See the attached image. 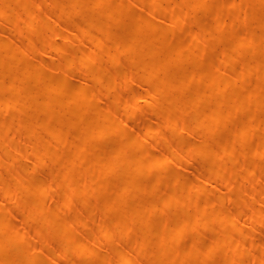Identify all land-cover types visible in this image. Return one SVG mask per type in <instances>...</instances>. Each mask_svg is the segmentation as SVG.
<instances>
[{"label":"bare ground","instance_id":"bare-ground-1","mask_svg":"<svg viewBox=\"0 0 264 264\" xmlns=\"http://www.w3.org/2000/svg\"><path fill=\"white\" fill-rule=\"evenodd\" d=\"M162 1L172 2L159 19L164 29L155 23L160 0H0V264H60L66 258L67 264H206L219 252L225 258L214 264H243L247 256L252 264H264L244 235L253 227L244 231L239 220L240 214L264 216L260 191L236 164L255 154L262 159L251 160L249 170H264V110L259 112L264 107V0H253L242 14L231 10L241 0H215L210 6L208 0ZM49 7L54 8L49 14L38 13ZM205 11L213 14L195 17ZM58 14L80 23L68 28ZM171 26L187 33L174 34ZM210 29L220 34L210 35ZM11 32L37 34L17 40ZM224 38L231 42L215 48ZM207 46L212 48L205 53ZM43 53L58 63L49 65ZM134 82H153L152 91L163 92L157 109L167 111L138 124L154 142L150 137L141 145L133 133L105 142L130 129L124 116L114 114ZM92 85L97 92L90 91ZM202 85L223 95L211 102L244 104L234 131L222 139L213 137L214 114L187 115L188 107L206 101ZM100 91L107 97L105 107L98 105ZM130 94L126 108L137 102L136 93ZM3 112L20 116L3 122ZM167 124H174L173 133L180 124L186 131L166 135ZM105 125L112 132L108 138L99 131ZM161 146L167 151L156 153ZM204 156L193 173L206 179L184 186V163ZM45 166L50 170L35 176ZM206 173L224 177L218 200L205 193L211 185ZM230 195L237 207L207 212L206 205L214 207ZM181 208L186 213H173ZM162 211V226L172 224L178 239L152 231L148 220ZM208 229L204 237L202 230ZM132 230L138 234L134 242L128 241ZM57 231L60 245L52 247L49 233ZM31 232L47 235L36 244ZM189 233L192 250L205 239L203 260L185 258L179 242ZM152 246L154 256L163 250L172 255L152 258ZM102 250L101 258H93Z\"/></svg>","mask_w":264,"mask_h":264},{"label":"rangeland","instance_id":"rangeland-1","mask_svg":"<svg viewBox=\"0 0 264 264\" xmlns=\"http://www.w3.org/2000/svg\"><path fill=\"white\" fill-rule=\"evenodd\" d=\"M162 2V11L160 13H158L156 19H155V23L159 25L160 29H164L166 28L165 25H162L159 23V19L160 16L163 14V12L166 9H170L172 8V2L168 1V2H163L162 0H160ZM190 0L189 2L192 3ZM215 0H208L207 1V5L210 6L212 3H214ZM253 2V0H241L236 6H234L231 10L233 13H238V14H242L243 11L245 12L247 10V8L250 6V4ZM54 10L53 7H49L47 9H44L42 11H39L38 13L43 16L46 14H49L50 12H52ZM133 12H139V8H135L132 9ZM33 13V10H30L29 13ZM95 12V11H93ZM257 15H261L263 13L262 10H257L255 12ZM213 13L210 11H205V12H201L198 13L197 15L195 14V17H209L211 16ZM58 17H60V20L62 22H65L66 25L68 26V28H72L74 24L76 23H80V20L77 17H65L61 14H58ZM3 26V22L0 21V28ZM244 28H247V26H235L234 29L237 30H244ZM170 30L174 33V34H179V35H184L187 33V30H183V31H178L176 29L175 26H171ZM37 33H33V34H18V33H14L11 32L10 36H13L15 39L20 40L26 36H34ZM208 34L210 35H215L218 36L220 34V31L217 29H210L208 30ZM231 41L228 38H224L222 41L219 42V44L217 45V47L215 48H219V46L221 47V45H226L228 43H230ZM212 48V46H207L206 49L204 50L205 53H207L210 49ZM126 52L123 53V56H125ZM42 57L46 58V61L49 62V65H54L56 63H58V58L56 57L54 60L49 61L47 59L48 55H45L44 53L41 54ZM122 64H118L117 66L120 67ZM74 69L73 67H69L68 71L72 72ZM72 83H77V79L73 78V80L71 81ZM132 88L130 90L126 89L123 92V99L121 102V109H119L114 116H117L118 119L124 118V123H127L129 126V130L118 134L116 136H112L110 138H108L109 136H111L112 132L111 129L109 128V125H105L103 126V128H100L99 131L104 132V135L106 138H108V141L105 142H110L112 143L113 141H116V139L118 137L123 138L124 135H126L127 133H133L136 135L138 141L141 143V145L143 144L142 142L145 141L146 139L150 138L149 142L152 143L154 142L153 139H155V137H152V135L150 137L147 136V134H145L142 130V132L140 130H138V125L140 123V121L147 117L150 116L153 113L156 112H162L164 113L165 111H167L166 106L164 108L161 109H157L158 105L162 103L161 97H162V93H157L156 90L152 91V85H154L153 82L150 83H146V84H138L135 83L132 84ZM197 86H199L198 84H195ZM97 85H92L90 87V91H92L93 93L97 92ZM202 88L204 89V95H206V101L204 102V104L198 105V106H190L187 108V115H193V116H209L211 114H214L217 117L216 121H213V126L215 130H213V137H216L217 139H222L228 135H230L232 133V131H234L236 124L239 123V120L241 119L242 114L244 113V104H241L240 107H236L232 104H225L223 106L219 105L218 103L215 102H211V99H220L223 98V95L216 92L215 90H206L205 86L202 85ZM130 91H133V93H136V95L134 96L137 100V102L131 106L126 108V104L125 101L131 96ZM145 92L148 94L146 96L145 100H140V98L142 96L145 95ZM3 93V92H2ZM98 97V105L99 106H106L107 105V97L105 95V93L103 91H100L98 94H96ZM155 96V97H154ZM209 101V102H208ZM91 106H89L90 108ZM162 107V106H161ZM139 110V111H137ZM264 110V107L261 108V110H259V112H262ZM200 114V115H199ZM113 115V114H110ZM20 116L19 112H3L2 113V118H3V122L9 120V119H17ZM111 117V116H110ZM105 122V121H104ZM181 126L178 127L176 132H172V128L174 127V124H167V130L165 131L164 134L166 135H170V136H182L183 132L186 131V126L185 124H180ZM16 128V125L12 128V130H14ZM75 131V128L72 127L70 129V134H72ZM172 132V133H171ZM12 135H14L15 139H19L20 138V134L18 132H14ZM99 134H97V136L94 138V140H92L88 146L92 147L93 145L96 144V142L99 139ZM159 137V136H156ZM193 142L198 141V137L194 136L192 138ZM53 144L56 146H59V143L57 141H53ZM147 147V144L144 146V148ZM167 151V147L166 146H161L160 148H158L155 152L159 153L160 151ZM234 154L237 156L239 149L238 147H235L233 150ZM90 156V152H87L85 154V157H89ZM68 157V154H64L61 156L60 161L62 163H64L66 161V158ZM259 159H258V158ZM254 158L261 160L262 158H260L259 156L253 154V155H249L248 158H246L245 160H241V161H236V164L239 166L244 167V175L246 177L252 178L254 179V183H255V187L260 191V202L261 205L264 207V170L263 172L258 170V169H253L252 171L249 170V167L251 165V160H253ZM207 160V157L204 156L203 158H199L196 160H192L189 162H185L184 163V167L186 168V170L188 171V173L186 174V176H184V178L182 179V183L183 185H187L189 183V181H191L192 179H196L198 180V178H205L204 176H195L194 175V170L197 168L198 165H200L203 161ZM221 160H216L214 161L215 163H219ZM163 169V168H162ZM50 170V168L48 166H45L43 168H40L39 170L36 171L35 176H40L42 174H46L48 171ZM205 175H208L207 177L210 176V181H211V185L208 187V191H206L205 193L209 196H211L214 200H218V190H223L224 189V177H217L215 175H209L208 173H206ZM198 177V178H197ZM212 199V200H213ZM22 204V203H20ZM19 204V205H20ZM239 202L235 200V198L230 195V197H227L226 199L222 200V203H218V205H215L214 207H210V204L206 205L205 207L207 208V212L208 213H220L222 211H225L224 209H227L226 207L228 206H238ZM21 206V205H20ZM246 208H244L245 210ZM186 208H181V209H173V213H175V215H183L184 213H186ZM238 212H240V209L237 210ZM163 214L162 212H158L156 216L151 217L149 220L145 217V215L143 216V218L147 219L148 221H150L151 226H152V231L155 234H160L162 232L171 234L173 231V226L172 224H166L165 226H162V223L160 222V216ZM239 220H240V224L243 227V230L245 231L246 227H253V230L251 231H245L244 235L246 237H248V239H250V241H253L255 243V247L253 249V254H257L260 253V255L262 256V261H264V248L262 247L263 243H264V216L259 219H253V218H247L245 217L243 214L239 215ZM255 220V221H254ZM256 222V224H255ZM16 224H19V222H17ZM211 232V229L208 230H202V234L204 237H207ZM194 233V232H192ZM196 233V232H195ZM51 234L52 238H53V242L51 244L52 247H58L60 245V236H61V231H57V232H51L49 233ZM46 233H42V234H35V232H31L30 233V240L36 244H40L42 241H44V238L46 237ZM172 235L173 239H178L176 235ZM138 234L136 231L132 230L131 232V236L130 238H128V241L130 242H134L137 238ZM190 236L191 234L189 233V237L185 238L184 240H182L181 242H179V244L182 246V250H184L185 252V258L188 259L189 256H199L201 260H203L204 258V248H205V244L206 241L205 239H203L201 241V244L194 250H192V245L190 243ZM158 242V241H156ZM151 251H150V255L152 258H166L171 256L172 254H170L169 250H163V252L161 254H159L158 256H154L153 252L155 251L156 247L152 246L151 247ZM105 253V250H102L101 255L95 256L93 258H101L103 256V254ZM224 259V255L223 253L219 252L216 253L215 256L210 259L206 264H214L216 263L219 259ZM68 263V258H66L65 260H63L60 264H67ZM243 264H252V259H250L249 256H247L245 258V260L242 262Z\"/></svg>","mask_w":264,"mask_h":264}]
</instances>
